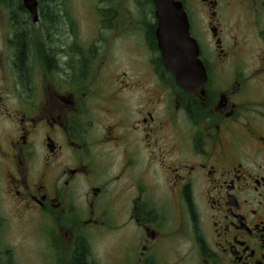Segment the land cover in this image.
Instances as JSON below:
<instances>
[{
	"label": "flooded vegetation",
	"instance_id": "obj_1",
	"mask_svg": "<svg viewBox=\"0 0 264 264\" xmlns=\"http://www.w3.org/2000/svg\"><path fill=\"white\" fill-rule=\"evenodd\" d=\"M133 1L88 43L0 0V204L74 264H264V0H174L198 52L180 76Z\"/></svg>",
	"mask_w": 264,
	"mask_h": 264
},
{
	"label": "rangeland",
	"instance_id": "obj_2",
	"mask_svg": "<svg viewBox=\"0 0 264 264\" xmlns=\"http://www.w3.org/2000/svg\"><path fill=\"white\" fill-rule=\"evenodd\" d=\"M135 3L133 0H58L50 2L47 11L58 13L60 16L68 18V24L80 21L83 26L82 32L87 35L88 43L92 42L96 29L98 27L108 29L111 25L110 19L118 17V13L126 14L129 11H135ZM57 16V15H56ZM123 16V15H122ZM125 27L130 28V32L135 30L140 32L141 20L131 17L126 18ZM65 28L68 26L63 25ZM110 32H101L104 43H112L109 35ZM136 38H131L128 42H134ZM70 41V39H69ZM120 44H128L123 41ZM26 219V218H25ZM0 264H74L73 258L69 257L68 249H65L63 243L60 242L59 236L55 230H51L50 238L53 241L48 242L47 234L39 224L23 221L7 200L6 203L0 204ZM112 233L103 235H92L91 248L93 251H105L107 254L112 252L111 249ZM53 242V243H52ZM104 248V249H103ZM103 252L106 260V253ZM104 259V258H103ZM104 259V262L106 261ZM100 264V263H99Z\"/></svg>",
	"mask_w": 264,
	"mask_h": 264
},
{
	"label": "water",
	"instance_id": "obj_3",
	"mask_svg": "<svg viewBox=\"0 0 264 264\" xmlns=\"http://www.w3.org/2000/svg\"><path fill=\"white\" fill-rule=\"evenodd\" d=\"M158 21L157 40L167 61V69L176 76L179 66L189 58L197 59V46L189 35V23L183 7L174 0H153ZM32 20H38V0H23ZM196 53V57H195ZM180 62V63H179ZM197 65V64H196ZM187 67L186 64H184Z\"/></svg>",
	"mask_w": 264,
	"mask_h": 264
},
{
	"label": "trees",
	"instance_id": "obj_4",
	"mask_svg": "<svg viewBox=\"0 0 264 264\" xmlns=\"http://www.w3.org/2000/svg\"><path fill=\"white\" fill-rule=\"evenodd\" d=\"M50 2H55V0H50V1H47V0H40V5L42 6V11H44V7L50 3ZM44 6V7H43ZM46 10H48V8H46ZM56 12V11H55ZM79 263L78 264H82V259L80 258V260L78 261Z\"/></svg>",
	"mask_w": 264,
	"mask_h": 264
}]
</instances>
